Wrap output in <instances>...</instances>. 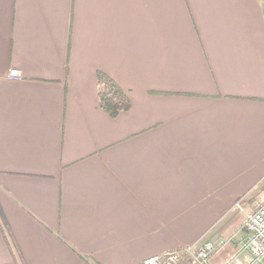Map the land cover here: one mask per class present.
<instances>
[{
	"label": "crops",
	"instance_id": "crops-1",
	"mask_svg": "<svg viewBox=\"0 0 264 264\" xmlns=\"http://www.w3.org/2000/svg\"><path fill=\"white\" fill-rule=\"evenodd\" d=\"M263 181L264 0H0V264H143Z\"/></svg>",
	"mask_w": 264,
	"mask_h": 264
},
{
	"label": "built area",
	"instance_id": "built-area-1",
	"mask_svg": "<svg viewBox=\"0 0 264 264\" xmlns=\"http://www.w3.org/2000/svg\"><path fill=\"white\" fill-rule=\"evenodd\" d=\"M8 76L17 78L19 72L11 69ZM244 198L236 199L231 207L244 213L235 232L214 239L203 236L192 244L152 255L143 264H213L212 255L229 244L233 245V250L221 264H264V199L245 211Z\"/></svg>",
	"mask_w": 264,
	"mask_h": 264
},
{
	"label": "trees",
	"instance_id": "trees-1",
	"mask_svg": "<svg viewBox=\"0 0 264 264\" xmlns=\"http://www.w3.org/2000/svg\"><path fill=\"white\" fill-rule=\"evenodd\" d=\"M96 84L99 107L110 117H116L120 112L129 109L130 98L115 80L102 70L96 73ZM18 264H24L18 255Z\"/></svg>",
	"mask_w": 264,
	"mask_h": 264
},
{
	"label": "rangeland",
	"instance_id": "rangeland-1",
	"mask_svg": "<svg viewBox=\"0 0 264 264\" xmlns=\"http://www.w3.org/2000/svg\"><path fill=\"white\" fill-rule=\"evenodd\" d=\"M263 184V185H262ZM262 184H260L257 188H256V191L254 192L255 194L253 195H251L250 197H251V199H252V201H253V205H255L256 203H260L263 199H264V181H263V183ZM254 200H255V202H254ZM252 207V205H250V208ZM254 208V207H253ZM238 221V223L241 221V219H238L237 220ZM231 250V249H230ZM231 252V251H230ZM230 252H229V254H230Z\"/></svg>",
	"mask_w": 264,
	"mask_h": 264
}]
</instances>
